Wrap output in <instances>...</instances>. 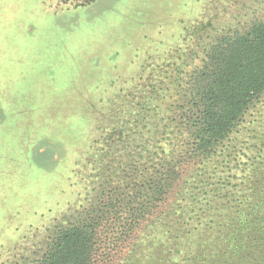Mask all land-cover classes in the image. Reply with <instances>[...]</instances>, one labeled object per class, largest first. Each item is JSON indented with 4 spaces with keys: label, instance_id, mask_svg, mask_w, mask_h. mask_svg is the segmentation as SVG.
Segmentation results:
<instances>
[{
    "label": "rangeland",
    "instance_id": "374dc122",
    "mask_svg": "<svg viewBox=\"0 0 264 264\" xmlns=\"http://www.w3.org/2000/svg\"><path fill=\"white\" fill-rule=\"evenodd\" d=\"M85 1L0 0V264H39L59 231L95 214L91 264H192L198 249L196 264H222L201 262L207 247L222 246L217 232L229 215L208 225L211 180L202 174L220 175L228 158L193 156L189 90L208 49L263 19L264 0L76 7ZM238 130L229 148L239 159L223 168L233 184L256 176L264 95ZM157 149L178 168L160 202L151 201L159 179L139 167L155 164ZM128 199L149 221L116 245L131 220ZM203 221L204 242L195 237Z\"/></svg>",
    "mask_w": 264,
    "mask_h": 264
},
{
    "label": "trees",
    "instance_id": "16d2710c",
    "mask_svg": "<svg viewBox=\"0 0 264 264\" xmlns=\"http://www.w3.org/2000/svg\"><path fill=\"white\" fill-rule=\"evenodd\" d=\"M93 1L86 0L76 7L89 5ZM189 91L191 101L186 125L191 141L189 144L195 153L193 156L205 161L210 157L217 159L219 156H227L228 159H224L226 165L224 162L223 164L226 169L233 171L235 165L231 164L239 158L234 157L237 153L230 152V139L234 134L237 136L240 133L238 125L249 107L259 103L264 95V18L251 24L244 32L219 37L206 52ZM255 141L261 149L257 156L252 157L253 164L250 168L253 166L256 175L253 179L233 184L234 179L225 177V167L220 175L217 170L204 171L202 174V177L208 175L207 181L211 180L210 183H205L208 196H212V199L207 200L210 215L205 220L219 219L225 213L229 215L225 218L227 223L222 224L217 232L223 247H219L218 251L207 247L201 262H205L208 256H213L217 260H225L222 264H264V134L255 137ZM163 155L164 152L157 149L154 152L155 164L146 167V162H143L139 166L145 168V171L151 167L150 177L159 179L155 198L151 200L154 202L162 200L164 189L168 187L166 179H175L177 176L178 168L170 166L174 159L167 161L163 159ZM140 157L142 158L141 155ZM217 176L220 179H214ZM143 179L146 178L143 176ZM223 192L224 195L221 196ZM234 196L237 199H233ZM129 200H126L124 209L130 214L131 220H126L128 230L122 231L115 238L116 245L129 241L128 232L131 233L141 222L149 221L145 213L140 212L143 205L140 209H129L132 202ZM146 201L147 199L142 198L140 203L144 204ZM94 210L93 212L96 211ZM92 214L89 212V215ZM101 220L102 217L95 214L86 224L76 223L59 231L39 264H91L90 259L96 248L93 242ZM204 223L205 221L200 231L196 232V239L200 236L204 239ZM212 223L209 221L208 225ZM202 245L205 246V243ZM113 247L116 246L113 244ZM193 250L194 247H191L190 253ZM196 253L199 254L197 257L189 259L192 264H196V259L202 255L200 249Z\"/></svg>",
    "mask_w": 264,
    "mask_h": 264
}]
</instances>
